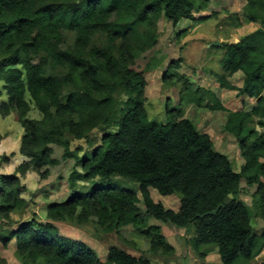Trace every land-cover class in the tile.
Returning a JSON list of instances; mask_svg holds the SVG:
<instances>
[{
    "label": "trees",
    "instance_id": "trees-1",
    "mask_svg": "<svg viewBox=\"0 0 264 264\" xmlns=\"http://www.w3.org/2000/svg\"><path fill=\"white\" fill-rule=\"evenodd\" d=\"M245 1L244 20L263 26L264 0ZM207 4L208 0H0V82L7 97L0 108L17 112L24 132L19 154L28 159L17 171L32 169L41 180L48 178L49 169L58 165L51 146L63 148L64 157L80 168L67 178L68 198L46 208L49 220L81 225L95 218L108 233L133 227L148 240L154 255L170 256L175 249L151 220L176 229L192 227L189 244L202 259L211 248L217 250L220 264H250L261 253L264 230L260 235L254 232L249 209L239 196L244 180L257 185L258 202L264 204V29L220 46L223 74L217 82L226 92L236 93L240 106L229 110L206 91L204 107L227 114L224 131L234 137L245 161L240 172L183 112L166 124L150 120L146 74L152 65L134 68L136 55L156 45L159 18L173 26L207 20L209 16L200 15ZM64 31L74 33L72 47H64ZM97 34L104 36L99 44L93 42ZM234 75H240V86L230 82ZM181 79L176 73L162 76L168 86ZM188 89L183 81L180 100L201 106V98L183 97ZM246 99L254 103L249 111ZM28 101L40 112V120L27 119ZM252 117L259 119L263 132L247 128ZM95 130L102 135L94 147L90 135ZM71 140H84L90 151L79 155L82 149L71 150ZM113 177L138 185L143 211L137 192L113 185ZM21 188L16 175L0 174V219L21 208ZM150 188L164 197L182 195L177 211L154 202ZM12 240L22 264H152L116 247L100 260L83 243L60 237L50 223L34 218L13 232L0 233L3 246Z\"/></svg>",
    "mask_w": 264,
    "mask_h": 264
},
{
    "label": "rangeland",
    "instance_id": "rangeland-1",
    "mask_svg": "<svg viewBox=\"0 0 264 264\" xmlns=\"http://www.w3.org/2000/svg\"><path fill=\"white\" fill-rule=\"evenodd\" d=\"M245 5V0H208L206 8L200 13L201 16H209L207 20L181 21L173 26L171 22L159 18L156 45L151 50L137 54L134 66L135 69L142 70L147 63L152 65L151 71L146 74L148 85L145 107L148 118L166 124L178 111L183 112V117L189 119L199 132L210 137L214 149L228 157L236 172H240L245 161L234 137L224 131L227 114L210 111L204 105L209 99L207 91L213 93L222 104H226L229 110H235L237 104L240 106L236 93L221 89L217 78L223 74L220 60L224 50L220 48L221 44L236 43L241 37L259 28L264 29V25L259 22L249 23L244 20ZM233 16H237L238 20L235 21ZM63 34L64 47H72L74 33L64 31ZM103 41L102 34H97L93 38V42L97 44ZM216 43L219 45H212ZM41 60L49 63L44 55H41ZM175 73L183 79L178 82L172 80L170 86L164 85L162 76L171 77ZM229 80L235 86L241 85L240 75H234ZM183 81L189 84V89L182 93L183 97L186 95L191 98L194 95L201 98V106H198L196 101H187L186 98L180 100ZM6 100L3 83L0 82V106ZM245 101H247L245 108L249 111L254 103L248 99ZM29 105L27 119L40 120V112L30 102ZM246 126L256 132H263L257 117H252ZM23 134L17 112L10 109L8 113H4L0 108V174L18 177L22 187L20 198L23 201L21 208L10 214L9 218L0 219V233L13 232L23 222L34 218L41 224L50 223L60 237L83 243L93 250L100 260H104L109 248L116 247L131 256H143L152 264H220L215 248H211L204 259L199 258L192 250L189 244L190 238L194 235L192 227L176 229L170 224L150 221L151 224L160 226L167 242L175 249L173 255L166 256L151 254L148 240L133 227H124L117 232L108 233L103 231L95 218L81 225L49 220L46 208L51 203L62 202L68 198L70 188L67 178L74 168L77 170L80 168L75 166L73 159L64 157L63 148L51 146L52 158L58 161V165L49 169L48 178L41 180L32 169L19 173L17 167L28 163V159L19 154ZM101 135L100 130H95L90 135L94 147L99 144ZM70 148L71 150L81 148L79 155L90 151L84 140H71ZM261 161L264 162V157ZM261 180L264 182V177ZM112 181L115 186L136 191L138 207L144 210L137 190L138 185L134 181L120 177H113ZM82 184L79 182L78 186ZM149 191L153 201L161 203L166 209L175 210L179 205V198L176 195L164 197L152 188ZM240 192L239 197L250 212L251 226L254 232L260 235L264 230V204L258 202L257 185L249 186L242 180ZM0 257L3 264H22L16 255L14 240L6 246L0 242ZM250 264H264V248Z\"/></svg>",
    "mask_w": 264,
    "mask_h": 264
},
{
    "label": "water",
    "instance_id": "water-1",
    "mask_svg": "<svg viewBox=\"0 0 264 264\" xmlns=\"http://www.w3.org/2000/svg\"><path fill=\"white\" fill-rule=\"evenodd\" d=\"M212 45H216V46H218L219 45V43H216V44H212ZM180 199L182 198V195H180V194H176ZM219 209V208H218ZM217 209V210H218ZM217 210H215V211H213V212H211L210 213V215H214L216 212H217ZM177 240H178V242H179V238H177Z\"/></svg>",
    "mask_w": 264,
    "mask_h": 264
},
{
    "label": "crops",
    "instance_id": "crops-1",
    "mask_svg": "<svg viewBox=\"0 0 264 264\" xmlns=\"http://www.w3.org/2000/svg\"><path fill=\"white\" fill-rule=\"evenodd\" d=\"M179 198V197H178ZM179 205H180V203H179ZM179 205L176 207V209L174 210V211H177V209L179 208Z\"/></svg>",
    "mask_w": 264,
    "mask_h": 264
}]
</instances>
